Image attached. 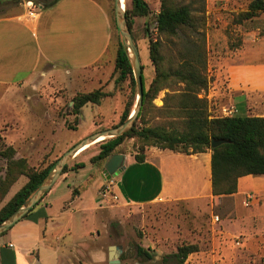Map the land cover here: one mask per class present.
I'll use <instances>...</instances> for the list:
<instances>
[{
    "label": "rangeland",
    "instance_id": "374dc122",
    "mask_svg": "<svg viewBox=\"0 0 264 264\" xmlns=\"http://www.w3.org/2000/svg\"><path fill=\"white\" fill-rule=\"evenodd\" d=\"M26 1H32L35 7L41 8L50 0L4 2L0 4V18L24 15ZM96 1L106 10L112 30L109 48L99 61L75 72L41 64L26 83L0 85V152L12 147L15 151L13 158L25 159L27 165L35 170L45 169L92 133L116 127L124 109L130 107L129 115L134 109L136 86L132 70L131 75L123 79L115 70L116 50L122 40L115 26L114 0ZM144 1L150 9L149 15L133 18L130 29L142 67L144 89L149 94L135 126L138 129L161 128L168 132H181L180 119L170 117L162 109L168 90H160L151 98L149 89L155 74L148 45L149 41L158 38L154 18L159 12L160 0ZM202 2L175 0L176 4H190L197 17L199 29L188 31L183 37L186 43L182 42V45L193 49L201 38L205 41L208 84L200 97H206L208 114L215 118L222 117L223 109L231 106L226 98L219 102L222 98L217 94L225 86L224 74L219 76L217 73L221 61L234 52L242 51L238 55L239 61L264 62V12L239 23L237 18L246 12L250 0ZM130 7L131 1L125 0L124 10ZM96 90L104 94L99 104H86L75 113L73 99ZM105 140L74 157L68 167L80 161L90 163L87 156H96ZM149 148L136 138H126L115 153L134 156L140 149L145 153ZM103 164L104 161L91 163L92 166L88 164L89 169L86 167L73 181L77 191H84L82 208H96L94 218L89 213L86 216V229L91 232L89 239L94 243L92 250L102 251L100 259L95 258L93 264H108V247L113 245L121 248L119 259L122 264H161L163 256L175 253L181 245H196L198 248V252L190 254L183 264H264L263 243L247 237L251 228L249 218L261 205L258 198V205L246 206L243 195H240L237 200L216 199L213 206L198 208L185 203L136 206L112 199L98 204L94 191L99 175L104 176ZM6 166L7 160L0 155V179L5 176ZM26 182L27 178L20 176L16 184H12L0 198V209ZM215 216L219 219L217 223L213 222ZM78 218L73 223L76 230L81 227ZM256 219L258 217L253 219L254 224ZM136 246L150 249L153 260L144 263L136 255ZM75 261L82 264L87 259L78 256Z\"/></svg>",
    "mask_w": 264,
    "mask_h": 264
},
{
    "label": "crops",
    "instance_id": "0c3cea01",
    "mask_svg": "<svg viewBox=\"0 0 264 264\" xmlns=\"http://www.w3.org/2000/svg\"><path fill=\"white\" fill-rule=\"evenodd\" d=\"M111 34L110 18L96 0H50L33 20L23 14L0 18V85L26 83L41 64L69 72L89 68L107 52ZM241 53L230 54L219 65L217 73L225 77L223 90L217 92L219 102L226 98L240 114L264 117V62L239 61ZM124 156L123 169L110 178L120 203H185L198 208L213 206L216 199L237 200L243 195L245 200L253 193L261 205L249 218L247 237L264 246V176L241 177L235 194L213 197L210 150L187 155L150 147L143 163L135 162L133 155ZM78 163L84 167L76 171L69 167L26 217L0 236V264H79L78 256L87 259L82 264H93L100 259L102 251L93 252L91 232L86 229V216L93 217L96 208H82L84 191H77L73 182L92 165ZM103 177L99 175L94 191L98 204L106 202L99 197L107 180ZM77 216L81 233L73 228ZM254 216L259 219L255 224Z\"/></svg>",
    "mask_w": 264,
    "mask_h": 264
},
{
    "label": "trees",
    "instance_id": "16d2710c",
    "mask_svg": "<svg viewBox=\"0 0 264 264\" xmlns=\"http://www.w3.org/2000/svg\"><path fill=\"white\" fill-rule=\"evenodd\" d=\"M130 1L131 7L124 11L131 33L132 19L147 17L150 9L144 0ZM4 2L18 3L20 0H0V4ZM193 11L190 4L160 0V9L154 18L158 38L149 41L148 45L149 58L155 74L149 89L151 98L160 90H168L163 99L162 109L170 117L180 119L182 131L136 128L135 122L140 117L145 100L149 96L143 85L142 108L133 127L118 137L103 141L98 154L89 161L90 163L105 161L116 154L115 150L126 138H136L145 146L187 155L210 150L211 194L213 197H226L237 192L239 178L249 175L264 176V117L246 116L238 112L231 117L210 118L206 97H200L208 84L205 41L201 38L200 42L194 44L193 49L182 45V42L186 43L183 37L188 31L199 29ZM262 12L264 0H250L246 12L240 15L237 21L240 23L242 20H252ZM115 70L119 72L121 79L131 75L130 64L122 43L118 44L116 50ZM103 97L104 94L99 90L77 95L73 99V110L77 113L86 104L97 105ZM129 113L130 107L125 108L118 125L127 120ZM212 141H223V144L211 148ZM0 155L7 160L5 176L0 179V198L20 176L27 178L26 184L0 209L1 223L30 198L53 170L57 160L38 171L29 167L25 159L15 160L13 158L15 151L12 147L5 148ZM133 157L135 162L143 163L145 160L143 149ZM83 167V163H77L71 170L76 171ZM68 168L67 164L62 174L66 173ZM25 217L26 215L23 218ZM196 252H198L196 245L178 246L175 253L161 258V264H183L190 254ZM136 255L144 263L152 261L154 257L150 249L141 246H136Z\"/></svg>",
    "mask_w": 264,
    "mask_h": 264
},
{
    "label": "water",
    "instance_id": "95a60500",
    "mask_svg": "<svg viewBox=\"0 0 264 264\" xmlns=\"http://www.w3.org/2000/svg\"><path fill=\"white\" fill-rule=\"evenodd\" d=\"M121 0H114V18L115 26L120 34L124 51L127 55L130 64L134 83L136 86V103L133 111L127 120L111 129L97 131L91 135L83 138L78 143L73 145L56 161V164L47 178L41 183L37 190L28 198L19 208L13 211L3 222L0 223V235L8 231L15 223L23 219V217L35 207L38 201L45 195L61 176L64 167L81 151L83 148L96 143L99 140L111 139L118 137L129 131L136 120L143 101V84H142V70L139 61L138 50L132 40L129 31L125 11ZM223 144V141H212L210 147L215 148ZM125 156L123 154H113L108 157L103 164V175L106 179L116 177L123 169ZM121 248L119 246H110L107 251L108 264H122L119 256Z\"/></svg>",
    "mask_w": 264,
    "mask_h": 264
},
{
    "label": "built area",
    "instance_id": "2783aa9c",
    "mask_svg": "<svg viewBox=\"0 0 264 264\" xmlns=\"http://www.w3.org/2000/svg\"><path fill=\"white\" fill-rule=\"evenodd\" d=\"M26 8V12L24 13V17L28 20H33L36 18L38 11L40 10V7L38 6L35 7L34 4L31 1H26L25 2V6ZM37 10V11H36ZM238 111L234 106H229L226 109H223V116L222 117H231L235 114H237ZM113 188H114V182L109 178L106 180V184H104V186L101 188V190L99 191V197L101 199V201L103 200H107V199H112L117 201L118 197L117 195L113 192ZM257 200V197L255 194L253 193H248L245 195V200H244V204L246 206L252 204L254 201ZM219 221L218 217L215 216L213 222L217 223ZM237 245H240L239 242H236ZM10 248L12 247L11 244L8 245Z\"/></svg>",
    "mask_w": 264,
    "mask_h": 264
},
{
    "label": "bare ground",
    "instance_id": "6f19581e",
    "mask_svg": "<svg viewBox=\"0 0 264 264\" xmlns=\"http://www.w3.org/2000/svg\"><path fill=\"white\" fill-rule=\"evenodd\" d=\"M121 3H122V5H124V0H121ZM99 141H100V140H99ZM99 141H97L96 143H98ZM94 144H95V143H94ZM91 145H93V144H91ZM91 145H89V146L83 148L81 151L78 152V154H77L76 156H78L80 153L84 152V151H85L87 148H89ZM76 156H75V157H76Z\"/></svg>",
    "mask_w": 264,
    "mask_h": 264
}]
</instances>
